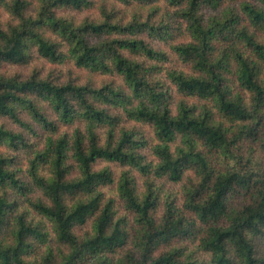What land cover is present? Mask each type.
Segmentation results:
<instances>
[{"label": "trees", "instance_id": "16d2710c", "mask_svg": "<svg viewBox=\"0 0 264 264\" xmlns=\"http://www.w3.org/2000/svg\"><path fill=\"white\" fill-rule=\"evenodd\" d=\"M33 58L86 74L3 69ZM173 58L192 72L165 65ZM0 115L18 127L0 124V144L15 152L0 153V264H81L90 254L107 264L105 253L129 239L116 264H264V170L239 149L264 125V0H0ZM99 160L130 168L115 181ZM188 170L181 206L161 203L154 179L178 182ZM114 182L132 232L103 192ZM28 209L67 251L27 258L48 234ZM198 224L202 260L171 245Z\"/></svg>", "mask_w": 264, "mask_h": 264}, {"label": "rangeland", "instance_id": "374dc122", "mask_svg": "<svg viewBox=\"0 0 264 264\" xmlns=\"http://www.w3.org/2000/svg\"><path fill=\"white\" fill-rule=\"evenodd\" d=\"M165 65H168L170 67H175L178 69H181L183 71L192 72V68L190 67L189 64L182 62L179 59H174L171 61H167L165 63ZM44 66V69L46 72L51 74H58L59 77H61V79L63 81H67V80H72L75 79L77 77L78 74H83L85 75L86 72H80L78 69H76L73 65L71 64H59L56 65V69L52 68L51 64H46L45 61H43L42 59H38V58H33L30 62V64L28 65H21V66H6L3 69L4 70H9L10 72H17V73H21V74H29L30 72H32L34 69H37L38 67ZM233 87L234 90L237 92H240L245 99H249V93L244 91L243 89H241L239 86L236 85V83H233ZM173 108H175V106H173ZM26 116V115H25ZM215 118L217 121L222 122L224 125H230V121H228L227 119L223 118L221 115L219 114H215ZM0 124L5 125L6 127H9L11 129H17V125L8 117L0 115ZM139 129L142 127V125L138 124ZM143 131H144V135L148 138V140L151 143H154L155 140L154 138V134L151 131V129L148 126H144L142 127ZM181 140L180 138H178L176 140V143H173L172 146L173 148L180 144ZM240 153L245 155V158L243 159V163L247 161V159L251 160V166L255 169V170H264V125L261 126V131L259 132L258 136L254 137V138H246L241 140L240 142ZM146 153H147V157L148 159H154L155 157L154 155L151 153V151L149 150V148L145 149ZM9 152V154H13L15 152L9 150L5 145L0 144V153H6ZM94 167L99 169V168H103V167H108L112 172H113V176L115 181L118 180L120 174L129 169V166L126 165H121L117 162H112V161H106V160H99L96 163H94ZM131 174L134 176L135 178V183H136V189L139 193L143 192L144 190H146V183H145V179L144 176L138 171L133 169L131 171ZM190 177H194V172L191 170H188L185 172L183 179L181 181L178 182H174L171 181L169 179H167L166 177H158L155 178L153 181V176H149L150 181H153L156 187V192L159 195V199L161 201V203H164L167 199L169 200H173L175 201V203H177L178 205L181 206V202H182V188L184 183L190 178ZM103 192L105 194V197L108 199H112L114 201V206H115V210L117 212L116 216L117 217H121V218H126L127 219V224H126V228L128 229V231H133L134 225H133V213L128 210L123 201L120 199L117 190H116V183L114 182L113 184L107 185L103 188ZM34 194H38L36 192H34ZM241 197L242 196H234L233 197V202H240L241 201ZM70 202V200H68ZM25 209V204L21 203L20 204V208L19 209ZM161 208L159 207V210L157 211L159 214L161 212L160 210ZM31 216L34 218L33 221H40L41 224H43L45 230L47 231V239L46 241H33V247L31 248V250L29 251V255H27L28 259H32V258H40L41 255H43L48 247H51L54 252H57L59 249L67 251V248L60 243L52 228L50 223L44 219L42 216L38 215L37 213H35L34 211H32L31 209H28ZM91 226H92V222L91 220L87 221L86 223H84L83 225H79L76 226L74 228V232L79 235V236H83L86 232L91 231ZM7 231V230H6ZM205 232V225L202 224H198L196 230L193 232L192 235H189L183 239H174L171 242L172 246H183L186 247V251L187 252H192L194 253L195 257H198L199 259H207L208 255L205 252L202 251H198L196 249V246L198 244V240L199 237L201 235H203ZM7 234V233H6ZM258 245V250L259 253L264 256V238L260 239L257 243ZM132 247V242L131 239L128 240V242L122 246L117 248L116 250L113 251H109L107 253H105L104 256H106L107 259V264H116L117 259H119L122 255L125 254V252L130 249ZM166 248V245L161 246L158 250V252H161L162 250H164ZM100 257H102L101 254H94V255H87V257L85 258V260L81 263V264H96L97 259H99Z\"/></svg>", "mask_w": 264, "mask_h": 264}]
</instances>
